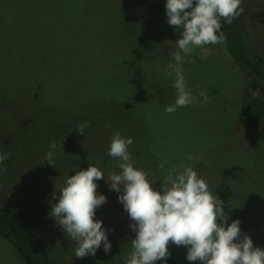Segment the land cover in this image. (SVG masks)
Instances as JSON below:
<instances>
[{
    "label": "rangeland",
    "instance_id": "1",
    "mask_svg": "<svg viewBox=\"0 0 264 264\" xmlns=\"http://www.w3.org/2000/svg\"><path fill=\"white\" fill-rule=\"evenodd\" d=\"M235 3L264 58V0ZM248 83L178 0H0V116L15 113L24 155L77 173L60 201L90 173L109 194L78 197L103 212L74 233L13 210L54 264H264V119L240 123ZM0 264H25L1 236Z\"/></svg>",
    "mask_w": 264,
    "mask_h": 264
},
{
    "label": "trees",
    "instance_id": "2",
    "mask_svg": "<svg viewBox=\"0 0 264 264\" xmlns=\"http://www.w3.org/2000/svg\"><path fill=\"white\" fill-rule=\"evenodd\" d=\"M178 2L197 18L212 41L227 49L240 71L249 79L246 87L249 103L243 106L240 115L242 127L249 128L264 119V58L246 35L235 0ZM101 188L109 195L103 186ZM146 199L149 202L147 195L140 201ZM0 236L14 247L25 264H54L35 221L26 213L0 208Z\"/></svg>",
    "mask_w": 264,
    "mask_h": 264
},
{
    "label": "crops",
    "instance_id": "3",
    "mask_svg": "<svg viewBox=\"0 0 264 264\" xmlns=\"http://www.w3.org/2000/svg\"><path fill=\"white\" fill-rule=\"evenodd\" d=\"M18 125V118L15 117L14 112H11V119L0 116V136L3 133L2 140L0 141V203H8L1 204L0 208L14 209L17 206L28 208L29 212L33 211L30 215L41 222L46 228L51 230L52 227H59V230H57V234L59 235L66 234L68 231L74 233L75 226L83 227V224H90V221L87 222L84 220L88 219V215L91 216L89 213H93V210L101 215L103 208L101 207L99 210L92 208L89 202L88 204L90 206L86 205L89 211L87 213H80L78 211L79 209L77 210L78 206L72 207L82 201L78 197L86 195L89 188L96 189V192L101 191L100 182L96 179L97 175L90 173L86 177L87 180L85 182H78L79 188L77 194H79L77 197H75L76 194L68 202L60 201L58 186L77 183V173L70 171L69 173L66 172L65 175H60V171L56 168L54 169L50 165L48 167L42 162L44 157L48 163L52 162L56 165V159H51L46 154L36 152L38 154L37 159L33 153L24 155L22 146L24 141L20 140V136L15 133V128ZM23 167H25L24 170ZM32 168L37 171H32ZM47 168L50 170L47 171ZM33 177H40L45 181V184L39 188H34L32 185L30 187L29 182ZM48 188H51V192L47 191ZM84 200L89 201V199ZM68 206H70V209L67 208ZM44 210L47 211L46 215ZM115 210L117 211V209ZM35 211H41V216L38 217ZM77 220L81 221L76 222ZM123 224H119L118 227L120 230L124 231L126 229L131 231L133 229L128 226H123ZM115 225L117 226V224ZM63 227L66 228L64 229ZM67 227H70L71 231ZM49 253L51 255L50 250Z\"/></svg>",
    "mask_w": 264,
    "mask_h": 264
}]
</instances>
